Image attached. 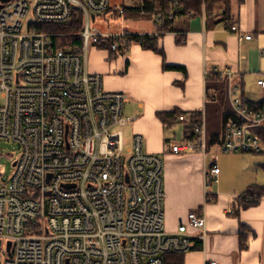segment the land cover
Masks as SVG:
<instances>
[{"label":"built area","instance_id":"2783aa9c","mask_svg":"<svg viewBox=\"0 0 264 264\" xmlns=\"http://www.w3.org/2000/svg\"><path fill=\"white\" fill-rule=\"evenodd\" d=\"M109 7L110 0L0 1V140L18 148L11 177H0V264H166L168 256L192 250L188 227L206 229L200 210L176 232L166 230L164 162L145 150L142 135L126 142L127 96L106 90L102 76L87 70L92 42L111 40V51L122 48L121 56L132 45L129 32L93 28ZM178 7L173 2L156 21L173 19ZM118 12L124 15L123 8ZM75 19L83 30L67 45L56 44L63 36L44 29ZM212 73L233 78L229 68ZM258 85L264 90V79ZM229 91L235 117L223 151L261 153L256 131L264 129V109L244 106L231 82ZM180 118L191 134L170 141L166 151H206L204 117ZM219 176L214 163L206 172L207 197ZM246 196L239 200L249 201Z\"/></svg>","mask_w":264,"mask_h":264},{"label":"crops","instance_id":"0c3cea01","mask_svg":"<svg viewBox=\"0 0 264 264\" xmlns=\"http://www.w3.org/2000/svg\"><path fill=\"white\" fill-rule=\"evenodd\" d=\"M231 1V28L226 23L208 26L205 14L186 15L175 20L174 32L160 33L155 21L145 20L148 27L144 31L129 33L153 35L157 50L133 42L127 55H119L116 61L125 76H104L106 70L111 73L107 66L87 65L90 73L102 76L106 90L124 93L126 101L134 104L138 114L128 118V125L133 134L144 137L145 150L164 162L166 230L173 233L188 224L191 212L201 210L206 215L205 231L188 227L194 236L192 250L168 256L166 264H264V194L250 205L239 200L254 187L264 190V146L255 154L223 151L227 124L235 116L230 82L239 88L242 101L264 103V90L258 85L264 79V0ZM215 68H229L232 80L220 79L212 73ZM210 100L212 106L228 104L230 108L222 111L223 139L220 129L208 125V119L215 120L206 110ZM174 111L186 119L193 114L204 117L206 151L200 148L183 155L166 151V145L176 141L166 136L167 128L184 123L181 140L189 137L184 120L173 123L161 117ZM221 118H217L220 126ZM214 163L220 167L219 183L207 197L206 172Z\"/></svg>","mask_w":264,"mask_h":264},{"label":"trees","instance_id":"16d2710c","mask_svg":"<svg viewBox=\"0 0 264 264\" xmlns=\"http://www.w3.org/2000/svg\"><path fill=\"white\" fill-rule=\"evenodd\" d=\"M177 2L179 7L175 11L174 18L171 19L169 17H164V20L161 23L156 21L158 16L165 15L171 11L172 3ZM112 7H109V11H111ZM124 15L138 16L143 20H153L158 25V30L160 33H168L174 32V22L177 18L190 15L200 16L205 14L206 22L208 26H217L222 23H226L228 27L231 28V17H232V1L231 0H140L137 3H134L131 7H124ZM119 13V12H118ZM45 30H47L51 34H55L57 37L55 38V43L58 45H67L72 42L73 38L70 37L73 34H77L83 30V25L81 20L75 19L73 23L68 25H50L44 26ZM66 36V37H64ZM130 43L138 42L144 48H150L157 50V39L154 37L150 39L148 36L141 37L140 35H132L129 38ZM75 43H81V39L75 38ZM111 40H106L99 44V48L101 49H111L112 46ZM123 49H120V53H122ZM120 53H118L120 55ZM168 69H180V67H166ZM243 105L255 110H263L264 103L261 104H251L243 101ZM195 120H199L201 118V114H193ZM181 113L178 111H174L171 113L161 114L164 120L167 119L168 122H177V120L181 117ZM235 117V116H234ZM189 135L191 134L188 131ZM264 142V129L256 131ZM264 194V190L259 187H254L250 189L244 195H247L249 201L246 199L243 200L244 204L250 205L258 202L260 197ZM245 247V243H242V248Z\"/></svg>","mask_w":264,"mask_h":264},{"label":"rangeland","instance_id":"374dc122","mask_svg":"<svg viewBox=\"0 0 264 264\" xmlns=\"http://www.w3.org/2000/svg\"><path fill=\"white\" fill-rule=\"evenodd\" d=\"M139 1L140 0H110V6L112 7L111 11H108L105 14L98 15L97 20L93 23V28H96L98 31L105 34H119L122 32L135 33L144 31L145 27H148V22L138 16L120 15L118 13L121 8L131 7L134 5V3H137ZM113 14H115V17H112ZM95 50L103 53L101 54V57L100 55L99 57L93 56V52ZM88 56V65L90 67H93V65H101L103 67L107 66L109 69H111V73L106 70L104 76L110 75L121 77L126 75V71L124 70V68L121 70L116 64L119 54L112 52L111 49H101L99 48L98 44L92 42L89 47ZM109 57L111 58V60H109ZM104 87L105 89H107L106 86ZM0 102H2V100H0ZM207 109L209 118L211 116L215 118V120H212L213 123H211V121L208 119V125L212 129H220V139H223V112L230 110L228 104L222 107L212 106L210 100L208 105L206 106V110ZM135 114H138V112L136 111L134 104L130 100L125 101V118H133ZM220 117H222L221 126L217 122V118L220 119ZM185 131L186 129L184 123H178L175 124L172 128L169 127L166 129V136L170 139L179 141L183 138ZM131 134H133L132 125H128L126 128H124V137L127 143L130 142ZM17 156L18 148L14 143L7 140H0V177H3L5 180H8L11 177L14 170L13 163Z\"/></svg>","mask_w":264,"mask_h":264},{"label":"water","instance_id":"95a60500","mask_svg":"<svg viewBox=\"0 0 264 264\" xmlns=\"http://www.w3.org/2000/svg\"><path fill=\"white\" fill-rule=\"evenodd\" d=\"M0 1L3 2V3H7V2H9L11 0H0ZM14 166H15V164H14ZM10 247H11V244L9 245V249H10Z\"/></svg>","mask_w":264,"mask_h":264}]
</instances>
